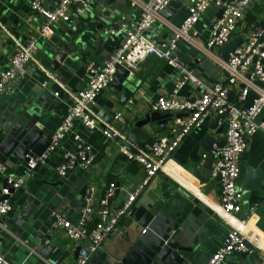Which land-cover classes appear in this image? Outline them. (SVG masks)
Returning a JSON list of instances; mask_svg holds the SVG:
<instances>
[{
    "label": "crops",
    "instance_id": "1",
    "mask_svg": "<svg viewBox=\"0 0 264 264\" xmlns=\"http://www.w3.org/2000/svg\"><path fill=\"white\" fill-rule=\"evenodd\" d=\"M31 1L0 0V71L9 65L17 43L26 42L35 31L36 25L26 21ZM188 5V0H175L173 8L165 15H159L155 23L158 29H152L150 35L159 42L165 41L173 27L181 25ZM141 12V6L133 0H98L88 13H73L70 21L60 23L54 36L40 44L37 61L27 67L24 76L12 82L8 92L0 95V126H7L4 122L16 115L26 118L28 122H36L44 133L53 135L72 104L73 95L87 84L89 68L105 63L110 53L123 42L122 33L113 35L110 32L116 26L118 17L128 15L131 21L137 22ZM220 14L221 9L212 6L193 29L191 35L194 42L181 40L176 51L182 65L193 69L196 75L209 83L224 76L223 69L214 58L221 57L222 47L213 49L211 55L205 50L211 36L213 17ZM256 25L264 26V0L253 1L246 15L238 22L235 37H244ZM130 76L135 94L126 105L120 104L122 93L113 85L98 97V114L104 122L113 123L117 128L128 119V111L133 105L139 106L142 113L152 111L150 107L153 101L162 94L174 91L180 73L164 60L148 56L132 70ZM197 94L198 88L186 84L178 96L189 98ZM232 99H235L234 93ZM251 100L252 95L247 104ZM118 113L122 116L116 120ZM112 117L114 119L110 121ZM181 117V114H173L164 123L150 122L138 133L145 143L153 141L161 133L173 135ZM211 118L190 132L168 161V174L156 175L134 203L137 209L165 202L172 205L180 221L181 230L177 239L184 248L182 252L185 257L181 264H205L224 244L231 230L229 224L208 205V202L220 201V181L211 176L201 183L188 171L193 162L202 164L205 161L201 144L205 136L224 139V119L219 122V125H224L222 133L216 134L210 125ZM74 132L82 135L92 146L95 154L93 169L78 167L65 177L56 174L55 166L62 161L64 151L74 146L72 137H68L52 154L50 161L26 180L17 191L13 210L4 217L13 234L0 233V251L15 264H46V260H53V253H59L56 259L60 263L74 264L79 245L54 227L55 218L50 220L54 212L62 211L72 221L78 222L88 188L94 189L96 206L99 208L97 202L105 194L109 183L116 181L119 190L111 203L117 206L145 176L143 166L122 152L123 146L115 137L108 138L101 129L90 130L79 122L75 124ZM1 166H5L7 171L0 173V189L6 174L25 172L27 161L0 152ZM240 167L242 181L247 172L252 174L258 169L264 170V131L250 137ZM57 182L61 183L52 185ZM199 190L201 197L198 196ZM44 196L47 198L43 199ZM28 199H32L31 204H28ZM43 202L45 206L36 213ZM50 204H53V208ZM20 211L23 215H20ZM34 214L36 219L33 218ZM237 215L246 220L243 231L253 246L252 252L233 253L227 257L226 264H264V184L259 191H251L249 198L243 202V210ZM138 230L135 217L123 218L118 231L105 242L104 251L120 257L127 251Z\"/></svg>",
    "mask_w": 264,
    "mask_h": 264
},
{
    "label": "built area",
    "instance_id": "2",
    "mask_svg": "<svg viewBox=\"0 0 264 264\" xmlns=\"http://www.w3.org/2000/svg\"><path fill=\"white\" fill-rule=\"evenodd\" d=\"M141 6V18L137 22L128 15H120L117 24L111 29L115 35L123 34V42L113 50L105 63L89 68L87 84L73 95L72 104L52 136L49 147L41 155H31L23 174H6V179L15 191L20 190L26 180L32 177L38 168L46 165L52 154L68 137H72L74 146L64 151L62 161L55 166L59 177H65L78 167L92 170L95 154L92 146L79 133L74 132L77 122L90 130L101 129L103 134L113 139L118 128L113 123H106L97 111L99 95L111 85L119 66L132 70L148 56H155L174 67L179 73V80L174 91L160 95L151 104L152 111L181 114L177 131L173 134L161 133L146 142L137 153L123 147L122 152L133 161L140 163L145 176L119 205L113 206L111 199L117 194L119 185L111 181L100 198V207L96 206L93 188H88L81 219L72 221L62 211L54 212V227L63 231L68 239L79 245V253L74 264H88L92 255L103 248L105 242L114 235L123 218L130 216L134 203L152 179L158 174H168V161L195 128L201 127L208 118L226 113L225 144L214 145V161L211 176L220 175L221 199L210 203L209 207L229 226L231 230L224 242L205 264H226L227 257L236 252H252V247L243 231L245 219L238 213L243 210L244 183L241 178L240 160L247 149L250 137L258 131H264V26L256 25L244 35L242 43L230 53L227 61L214 56L224 71V76L209 83L181 64L176 51L181 40L194 42L192 31L212 6L223 10L212 21L211 36L205 50L211 55L212 50L221 48L235 37L238 22L246 15L254 0H188L187 14L178 27H173L171 35L163 42L150 34L159 19L160 10L173 0H133ZM98 0H32L27 23H34L35 31L26 42H18L12 53L10 63L0 71V95L10 90L12 82L27 72V67L36 62L39 46L50 40L56 27L70 21L73 13H88ZM190 84L199 89L194 97L180 98V89ZM47 85V83H44ZM234 93L235 99H230ZM60 94V92H56ZM252 95L250 104H247ZM121 113L115 118L120 119ZM165 125V124H163ZM5 166L0 173L5 174ZM3 192L11 194L9 188ZM201 197V191L199 190ZM197 194V193H195ZM14 208L10 199L0 200V233L13 234L4 222V217ZM255 207L252 208L254 211ZM96 215V216H95ZM95 217V218H94ZM93 223V224H91ZM0 264H15L0 251ZM25 264V263H20ZM46 264H62L57 259L46 260Z\"/></svg>",
    "mask_w": 264,
    "mask_h": 264
},
{
    "label": "water",
    "instance_id": "3",
    "mask_svg": "<svg viewBox=\"0 0 264 264\" xmlns=\"http://www.w3.org/2000/svg\"><path fill=\"white\" fill-rule=\"evenodd\" d=\"M174 4L175 0L168 6L162 8L159 11L160 14L165 15L167 11L173 8ZM157 29L158 27L154 25L153 31ZM152 34L154 33L152 32ZM242 41V36L230 39L222 47L221 58L227 61L230 53ZM130 73L128 68L119 66L111 82V85L121 91L122 100L120 104L123 106L135 94V87L131 83ZM232 97L233 92L230 94V99ZM128 112L130 116L118 128L115 139L120 142L121 146L133 153L139 152L145 144L138 130L150 122L164 123L173 116L172 113H162L160 111H147L142 113V110L137 105L131 106ZM226 115V113H223L213 116L210 119V125L215 129L216 134L222 133L224 125H219V122ZM113 119L114 117L110 121ZM4 123L7 126H0V152L6 156L15 155L20 159L28 161L31 155H41L51 144L53 135L44 133L36 122H28L26 118L14 115L13 119ZM201 144L204 150L205 161L202 164H198L197 161L193 162L189 166L188 171L203 183L211 177L212 163L215 158L213 154L214 145L223 146L225 139H217L213 135H207L202 139ZM214 178L220 180V175ZM59 183H53L52 185L55 186ZM243 183L245 187L244 200H247L251 191H259L262 188L264 184V170L258 169L252 174L247 172L243 178ZM4 188H9L12 195L4 193ZM16 194L17 191L5 179L0 189V200L10 198L14 202L16 201ZM45 196L43 199L47 198ZM27 202L31 204L32 199H28ZM44 206L45 202L40 203L36 213L40 212ZM50 207L53 208V204H50ZM20 215H23L22 211H20ZM130 216L135 217L137 220L139 230L127 251L120 257H116L107 254L101 248L92 255L88 264H181L185 260L182 252L184 248L179 245L177 239L181 230L180 221L177 219L179 216L178 213L173 211L170 203L151 204L141 209H137L134 206ZM33 218L36 219L35 214ZM50 220L53 221L54 216ZM246 244L252 247L249 241H246ZM79 248L77 249V254ZM58 254L53 253L52 259H56Z\"/></svg>",
    "mask_w": 264,
    "mask_h": 264
}]
</instances>
